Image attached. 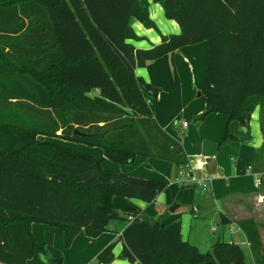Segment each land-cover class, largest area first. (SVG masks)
Here are the masks:
<instances>
[{"label":"trees","instance_id":"1","mask_svg":"<svg viewBox=\"0 0 264 264\" xmlns=\"http://www.w3.org/2000/svg\"><path fill=\"white\" fill-rule=\"evenodd\" d=\"M153 1L164 2L165 17L181 32L141 50L127 42L141 40L131 19L156 27L140 0H0V263L26 264L38 254L65 263L53 234L45 233L41 247L32 224L59 229L68 249L81 231L97 238L119 220L128 223L121 240L129 264H246L235 243L219 240L204 253L160 221L140 220L138 208L112 204L116 196L148 204L166 184L112 172L104 160L188 162L181 143L153 118L141 89L154 87L134 73L162 56L208 43L199 89L206 108L197 120L218 113L246 126L259 106L264 135V0ZM40 135L99 147L105 158ZM263 153L264 143L258 163ZM239 226L253 264H264L255 223ZM114 245L93 264L110 263Z\"/></svg>","mask_w":264,"mask_h":264},{"label":"crops","instance_id":"2","mask_svg":"<svg viewBox=\"0 0 264 264\" xmlns=\"http://www.w3.org/2000/svg\"><path fill=\"white\" fill-rule=\"evenodd\" d=\"M140 6L149 11L156 28L131 19L130 26L141 40L127 42L136 49L158 45L162 35L180 34L177 22L165 17L163 1L140 0ZM208 58V43L202 42L162 56L143 68H136L134 73L154 87L144 86L141 90L155 122L181 143L188 161L203 177L211 178V186L208 189L182 186L178 182L180 166L154 157L138 156L126 165L104 160L102 166L112 172L166 184V189L148 204L137 199L113 197L115 209L123 211L136 207L140 210V220L146 223L160 221L164 231L178 232L190 244L192 238L196 239L193 240L195 245L198 242L197 234L191 233L192 228L205 229L209 238L217 236L213 244L219 240L235 243L242 248L245 263L253 264L252 249L239 222L252 220L255 223L264 248V153L258 163V151L264 143L261 109L258 106L254 110L246 126L218 113L197 120L206 108L205 98L200 95L197 98L196 92L200 89ZM184 123H187L186 127ZM226 132L233 138L225 140ZM82 153L97 159L105 158L102 149L93 147ZM127 225V222L116 220L97 238L88 237L81 231L68 249L64 248L62 232L55 227L37 223L32 224L31 231L41 247L45 246V233L51 232L53 246L64 254V264H93L101 251L112 243L115 244L114 259L108 264H129L122 255L121 240ZM49 258V255L38 254L26 264H56Z\"/></svg>","mask_w":264,"mask_h":264},{"label":"rangeland","instance_id":"3","mask_svg":"<svg viewBox=\"0 0 264 264\" xmlns=\"http://www.w3.org/2000/svg\"><path fill=\"white\" fill-rule=\"evenodd\" d=\"M199 95V90L196 92V97ZM198 98V97H197ZM188 122V121H186ZM38 140L40 141H43V142H47V143H55V144H58L60 146H63L64 148L68 147L70 149H73L77 152H84L85 149H90L91 147L90 146H87L86 144L84 143H77V142H72V141H64V140H61L59 138H56V137H45V136H38L37 137ZM95 150H98V149H101V148H96V147H93ZM205 229H203L202 231H200L199 229L198 230H195V228L193 227L192 228V234L193 236H196L197 234V245L194 244V241L193 240H196L194 238L191 239V244L194 245L198 250L204 252V253H207V252H210L212 253V245H213V242L214 240L217 239V236L213 235L212 237L209 238V233H205Z\"/></svg>","mask_w":264,"mask_h":264},{"label":"built area","instance_id":"4","mask_svg":"<svg viewBox=\"0 0 264 264\" xmlns=\"http://www.w3.org/2000/svg\"><path fill=\"white\" fill-rule=\"evenodd\" d=\"M184 126L186 127L187 123H184ZM178 182L185 187L197 186L202 189H208L211 186V178L203 177L198 168L189 161L179 167Z\"/></svg>","mask_w":264,"mask_h":264},{"label":"water","instance_id":"5","mask_svg":"<svg viewBox=\"0 0 264 264\" xmlns=\"http://www.w3.org/2000/svg\"><path fill=\"white\" fill-rule=\"evenodd\" d=\"M74 133L76 134V135H79V136H82V135H85L84 133H79L78 131H74ZM170 211H173V210H170Z\"/></svg>","mask_w":264,"mask_h":264}]
</instances>
